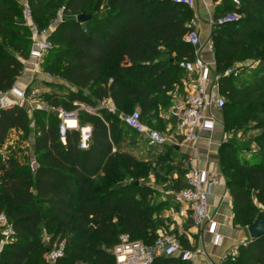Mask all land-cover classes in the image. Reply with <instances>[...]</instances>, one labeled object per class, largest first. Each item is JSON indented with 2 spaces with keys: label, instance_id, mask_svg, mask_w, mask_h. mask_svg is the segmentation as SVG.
Returning a JSON list of instances; mask_svg holds the SVG:
<instances>
[{
  "label": "trees",
  "instance_id": "obj_1",
  "mask_svg": "<svg viewBox=\"0 0 264 264\" xmlns=\"http://www.w3.org/2000/svg\"><path fill=\"white\" fill-rule=\"evenodd\" d=\"M30 4L36 18L54 17L61 7L66 14H76L62 20L51 35L58 46L49 50L48 67L75 89L63 96L54 92L46 100L49 104L73 110L75 101L96 107L111 99L121 112L139 106L148 125L156 119L162 121L158 129L162 132L170 124L175 128V117L161 120L160 115L161 109L173 105L171 91L183 83L186 73L179 61L196 56V49L186 41L193 29L190 5L174 0H30ZM104 4L107 8L102 11ZM228 8L229 0H221L214 18L224 16ZM242 10L238 21L212 28L219 92L228 94L222 114L264 113V0H242ZM18 12L15 0H0V96L14 87L24 72L23 60L30 57L31 39L28 30L21 31L16 22ZM79 13L92 14L93 19L79 23ZM246 42H256L258 64L236 70L237 76L226 74L234 62L232 51ZM186 92L185 83L182 96ZM98 113L79 112L80 123L92 126L91 142L82 149L75 129L68 132L63 144L55 114L37 108L33 117L47 116L36 118L31 126L33 120L23 106L11 103L0 108V216L5 213L14 230L13 241L0 253V264H50L47 248L54 249L58 239H64L65 251L57 264L79 253L86 264H117L112 248L121 234L146 244L160 236L159 220L146 199L151 189L137 180L124 182L139 177L140 160L128 151H113L124 130L140 135L119 114L105 108ZM30 128L37 168L32 170L20 161L21 149L3 164L2 151L12 134ZM166 147L181 157L172 185L176 195L189 186L187 156L173 145ZM219 152L233 201V223L248 226L264 210V154L254 162H242L226 141ZM190 217L188 225H193ZM44 229L53 230L49 246L42 244ZM178 236L183 248L193 249L187 236ZM237 252L221 264H264V236L240 244ZM151 264L192 263L177 256H159Z\"/></svg>",
  "mask_w": 264,
  "mask_h": 264
},
{
  "label": "built area",
  "instance_id": "obj_2",
  "mask_svg": "<svg viewBox=\"0 0 264 264\" xmlns=\"http://www.w3.org/2000/svg\"><path fill=\"white\" fill-rule=\"evenodd\" d=\"M178 3L193 6L195 0H174ZM22 15L29 23L34 35L38 34L37 28L33 22V9L29 0H22ZM239 19L235 15H224L219 19H211L210 24H224ZM186 41L196 49V56L193 60L184 59L179 61V66L188 76L186 82V95L177 99L171 106V115L176 118L177 123L174 130L170 133L162 132L144 122L140 110L132 112H121L115 103H109L108 100L100 103L99 107L90 104L75 101V109L69 110L62 106H55L47 103L41 106L43 110L55 114L60 120L59 137L63 144H66L67 134L75 129L80 134L79 146L85 149L89 146L92 138V126L90 124H81L79 112L85 111L90 114H99V109L105 108L113 114H119L123 123L144 138L150 148H157L166 145H180L181 142L195 141L201 132L213 131L216 125L223 122L222 110L225 106V98L219 92L218 79L214 77V69L211 65L200 57L199 51L202 46L200 32L193 28L186 36ZM56 45L47 38L43 40L34 39L30 50V57L27 60L33 68V72L40 74L46 53ZM237 72L228 71L226 74ZM17 93L20 100H25L31 95L26 88L14 86L12 89ZM7 101H1L0 108L9 105ZM76 123L72 127L70 122ZM182 138V139H181ZM116 151V148H113ZM188 168L187 180L188 187L176 193L180 202L187 210L191 212L195 226L200 228H209L216 230L217 222L210 215V196L216 185L220 184L221 179L218 175L200 168ZM1 222V218H0ZM221 235L217 234L218 241ZM242 244L246 245L247 242ZM65 242H61L58 247L48 252L50 263L56 264L57 260L64 255ZM117 264H151L159 256H177L184 261H189L193 257L190 249L183 248L177 233H160V236L153 244H146L141 240H132L128 234H121L119 241L112 248Z\"/></svg>",
  "mask_w": 264,
  "mask_h": 264
},
{
  "label": "rangeland",
  "instance_id": "obj_3",
  "mask_svg": "<svg viewBox=\"0 0 264 264\" xmlns=\"http://www.w3.org/2000/svg\"><path fill=\"white\" fill-rule=\"evenodd\" d=\"M15 2L19 6V18L16 22L21 27V31L28 30V34L31 39L30 47H32L34 39L43 40L47 38L48 40H51V35L54 34L57 25L62 20L72 16L76 17V14H66L64 12V7L59 8L54 17L45 15L41 18H36L34 16V26L38 30V34L34 35L29 23L22 15V0H15ZM229 2L230 8L225 11V15H235L240 19L243 16L242 0H229ZM106 8L107 5L104 4L102 11ZM239 19L231 22H236ZM14 34L15 33H13V35ZM258 37L259 35H256V39L254 40L253 38V40H258ZM3 43L8 50L13 51L8 42ZM54 44L58 46V42H55ZM258 52L256 42L255 44L253 42L244 43L238 50L232 51L234 62L227 69V72L230 70L235 72L236 70L244 67L256 66L260 60ZM50 54V51L46 53L45 62L42 65V72L40 74H36V77H34L30 84L29 93L33 94V91L36 92L35 95H31V97L37 99L35 105H37L40 110H43L41 106L45 107V105H47V98L54 92H58L63 96L75 89V87H72L69 83L59 78L57 74H53L51 69L48 68L51 64ZM28 59L23 60L24 66H26ZM60 61L62 60L59 59V62ZM211 67L214 69L213 66ZM214 77H219L216 69H214ZM182 80L183 83L181 85H176L170 93L173 103L183 95L185 90L184 81L188 80L187 74L183 75ZM84 92L87 94L90 93L88 89H85ZM224 94L225 96L223 95V97L227 99L228 94ZM135 109L141 111L139 106H132L128 112ZM161 111V120L167 119L171 116V106L166 111H164V109H161ZM254 112L255 111L248 114L242 111H232L231 113L226 111L222 114L223 125H226L225 141L230 143V149L242 162H254L257 160V156L259 158L264 154V146L262 145V143H264V125L261 124V120L264 118V113L257 114ZM32 115L33 113H30L31 119L33 120L31 121V126H33L36 118H46L47 116V114H37L35 117ZM161 124L162 121L160 122L156 119L151 127L159 129ZM33 142L34 134L32 128H30L28 132L13 133L2 151L3 164H6V158L12 157V154L15 151H19V149H21V152L19 153L20 161L22 163L29 164L32 170H35L38 164L33 148ZM115 148L116 151H128L140 160L139 166L141 169H139V177H137V179L128 177L124 180V182L130 183L133 182V180H137L138 184L146 185L151 189V192L148 196H146V199L148 204L155 210L154 216L159 220L160 233L174 232L178 235H185L186 224L189 217L188 210L184 207V204L178 200L177 196L173 195L172 191V185L178 176L177 165L180 162V155L166 146L150 148L144 139L140 138V136L135 137L131 131L127 130H124L122 140L115 146ZM232 172H234V170ZM230 174L232 175V173ZM0 218V230L3 234V239L0 241L1 253L3 248L13 241L12 235L14 234V230L12 223L5 213H3ZM52 234L53 230L46 231L44 229L41 234L42 244L49 246ZM63 241L64 239H58L54 248L58 247ZM234 254L237 255L238 252ZM69 263L86 264L85 256L82 253L71 255L69 259L61 261L59 264Z\"/></svg>",
  "mask_w": 264,
  "mask_h": 264
},
{
  "label": "crops",
  "instance_id": "obj_4",
  "mask_svg": "<svg viewBox=\"0 0 264 264\" xmlns=\"http://www.w3.org/2000/svg\"><path fill=\"white\" fill-rule=\"evenodd\" d=\"M220 3L221 0H195L193 6H191L194 11L193 28L200 32L202 38L199 55L214 69H216V61L211 39L213 26H211L210 21L214 18L215 9ZM34 77H36V73L33 72L31 64L27 62L22 76L18 78L14 86L28 88ZM1 101L19 104L29 114L38 108L35 105L37 99L29 96L25 100H20L17 93L12 90L2 94L0 103ZM108 102L114 103L111 99H108ZM173 130V126L170 124L166 132L170 133ZM140 138L142 137L140 136ZM225 139L224 125L223 122H220L213 131L201 132L197 140L181 142L179 145L180 153L187 156L185 163H188L189 168L195 167L207 170L218 175L221 179L220 184L214 187L210 196L209 212L217 222L215 232L209 228L195 226L194 223L193 225H188V221L191 219V212L188 210L189 217L185 236H187L193 246L191 250L193 257L189 260L192 264H221L229 254L237 253L240 244L251 240L247 226H236L233 223V201L228 189L227 179L222 170L219 152L220 146ZM184 207L187 209L185 205ZM217 234L222 237L220 241L217 239Z\"/></svg>",
  "mask_w": 264,
  "mask_h": 264
},
{
  "label": "water",
  "instance_id": "obj_5",
  "mask_svg": "<svg viewBox=\"0 0 264 264\" xmlns=\"http://www.w3.org/2000/svg\"><path fill=\"white\" fill-rule=\"evenodd\" d=\"M92 19H93V15L92 14L79 13L77 15V21L79 23H86V22H89ZM175 148L177 150H179L180 146L179 145H175ZM247 230L249 232L251 240L259 238L261 236H264V210H261L258 213L255 221L247 226ZM49 250L50 249L47 248L48 252H49Z\"/></svg>",
  "mask_w": 264,
  "mask_h": 264
},
{
  "label": "bare ground",
  "instance_id": "obj_6",
  "mask_svg": "<svg viewBox=\"0 0 264 264\" xmlns=\"http://www.w3.org/2000/svg\"><path fill=\"white\" fill-rule=\"evenodd\" d=\"M70 124H71L72 127L76 126V123L74 121L70 122Z\"/></svg>",
  "mask_w": 264,
  "mask_h": 264
}]
</instances>
